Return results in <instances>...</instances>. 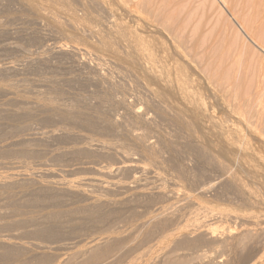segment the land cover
Masks as SVG:
<instances>
[{"label": "rangeland", "instance_id": "374dc122", "mask_svg": "<svg viewBox=\"0 0 264 264\" xmlns=\"http://www.w3.org/2000/svg\"><path fill=\"white\" fill-rule=\"evenodd\" d=\"M43 1L0 0V175L13 173L18 177L14 183L0 186V252L4 256L12 251L8 261H3L0 253V264H65L69 260L80 264L85 260V252L90 249L92 241L103 242L109 237L116 244L121 242L124 255L120 252L102 264H116L119 259L121 263L117 264H128L129 261L158 264L157 258L165 256L166 262L182 256L184 264H205L204 261L208 262L206 264L217 261L236 264L242 255L247 260L264 255V143L251 135L244 138L245 143H239L237 129L240 124L229 110V96L219 91V75H212L222 67L219 74L237 75L242 82L251 77L252 83L260 79L263 82L264 54L242 32L241 17L235 15L238 12L232 9L230 13L227 9L231 7L227 8L221 0H143L149 8H143V2V10L134 0ZM170 11V16L178 21L175 19L174 26H185L184 36L191 32L185 39L195 41V46L198 43V48L200 44L198 52L204 51L205 56L199 54L198 57H205V62L198 57L189 59L190 56L186 57L188 60L176 62L184 66L182 79L189 78L187 92L196 95L193 97L198 98L195 101H200V105L204 103L202 106L206 109L202 113L194 110L197 102L186 101L193 105H184L175 91L166 94L163 83L147 75L144 67L149 66V56L154 60L151 61L155 64H152L155 71L162 70L163 73L165 70L173 74L171 67L176 64L177 57L166 36V27L161 26ZM132 40L148 43V46L140 45L148 54L146 50L142 51L137 58L130 44ZM59 47L64 51L59 52ZM76 47L83 53H75ZM164 51L170 56L167 57ZM249 59H252L250 64ZM217 63H221L220 67L215 66ZM172 74L170 78H173ZM255 76L258 81L253 78ZM163 101L166 105L162 104ZM134 110L138 111L135 115ZM239 144L245 146L244 149ZM130 161L143 170L124 169L117 175V166L120 167V163L130 165ZM108 170L112 172L111 178L104 176ZM98 176L104 177L101 180L107 187L103 183L100 187L85 186V196L76 192L67 194L63 190L65 181V184L70 181L75 189L83 178ZM39 183L41 187H38ZM45 231L53 232L50 238L46 237ZM147 232H152L149 237H145ZM144 239L146 242H142ZM241 240H246L245 247ZM182 241L187 245H179ZM14 247L15 251L12 250ZM141 247L153 251V254H147ZM135 252L138 254L136 259Z\"/></svg>", "mask_w": 264, "mask_h": 264}, {"label": "bare ground", "instance_id": "6f19581e", "mask_svg": "<svg viewBox=\"0 0 264 264\" xmlns=\"http://www.w3.org/2000/svg\"><path fill=\"white\" fill-rule=\"evenodd\" d=\"M31 1H33V0H31ZM36 1V0H35ZM38 1V0H37ZM43 1V0H42ZM117 1H121V0H117ZM116 1V2H117ZM123 1V0H122ZM121 1V2H122ZM125 1V0H124ZM135 1V3H136V6H138V7H141V8H139V9H142V4H143V0H134ZM133 1V2H134ZM151 1V0H150ZM152 1H155V0H152ZM222 1V3H224V5L225 6H227V8H230V9H227L228 11H233L232 9H234V12L235 11H237L238 13L237 14H235L236 15V17H238V15H240V17L241 18H239V19H241V21H242V23H239V25L241 26L240 28H241V30H242V32L244 31V34L246 35V37H248L252 42H254L255 43V45L259 48V50H261V52L264 54V0H221ZM40 2V1H39ZM44 2V1H43ZM94 2V1H93ZM96 2V1H95ZM147 2H149V1H147ZM164 2V1H163ZM169 2V1H168ZM30 3H32V2H30ZM41 3V2H40ZM101 3V2H100ZM113 3V2H112ZM118 3V2H117ZM134 3V4H135ZM152 4H154L153 2H151ZM158 3V2H157ZM156 3V4H157ZM46 4V3H45ZM48 4V3H47ZM102 4V3H101ZM138 4V5H137ZM140 4H141V6H140ZM148 3H145L144 2V6H143V8L146 6H148L147 5ZM161 5H162V3H160ZM27 5V4H26ZM33 5V4H32ZM35 5V4H34ZM33 5V6H34ZM96 5V4H95ZM115 5V4H114ZM120 5H121V3H120ZM149 5H150V3H149ZM159 5V4H158ZM157 5V6H158ZM164 5V4H163ZM167 5H169V4H167ZM166 6V5H165ZM228 6H230V7H228ZM124 7H126V6H124ZM135 7V6H134ZM137 7V8H138ZM145 7V8H146ZM153 7V6H152ZM151 7V8H152ZM167 7V6H166ZM148 8V7H147ZM161 8V7H160ZM171 8V7H170ZM31 9V8H30ZM33 9V8H32ZM136 9V8H135ZM149 9V8H148ZM156 9V8H155ZM154 9V10H155ZM159 9V8H158ZM164 9V8H163ZM143 10V9H142ZM146 11H147V9H145ZM153 10V11H154ZM160 10V9H159ZM167 10V9H166ZM132 11H133V9H132ZM149 11V10H148ZM152 11V10H151ZM172 11V10H171ZM171 11H170V13L169 14H167L166 15V20H162V22H161V26H164L163 28H165L166 27V36L170 39V41H171V44L173 45V47H174V49L172 48V50H174V56H176L177 57V59H176V61H175V63L177 62V60L180 62V61H184V60H188L186 57H188V56H190V58L189 59H192L191 57H193V58H197L198 56H199V54H201L202 56H205V55H203L204 53V51L203 52H198V50L197 49H200V44H199V48L198 47H196V46H198L197 44H196V46H195V41L193 42H191V40L192 39H189L190 41H187L186 39H187V36L191 33V32H189L188 33V35L186 36H184L183 34V32H184V29L183 28H185V26L183 27V28H180L179 26H174V23H176V21H177V19L176 18H172L171 16H170V14H171ZM231 11H230V13H231ZM32 12H33V10H32ZM129 12V11H128ZM139 12V11H138ZM173 12H175V11H173ZM135 13H137V12H135ZM142 13V12H141ZM155 13V12H154ZM163 13V12H162ZM145 14V13H144ZM147 14H149L148 12H147ZM161 14V13H160ZM232 14H233V12H232ZM140 15V14H139ZM157 15V14H156ZM174 15H175V13L173 14V17H174ZM231 15V14H230ZM234 15V14H233ZM235 15H234V17H235ZM170 16V17H169ZM140 17V16H139ZM143 17H144V15H143ZM154 17H156L155 15H154ZM158 17V16H157ZM233 17V16H232ZM163 18V17H162ZM179 18V17H178ZM152 19H154V18H152ZM175 19H176V21H175ZM237 20H239L238 18H236ZM52 20H54V19H52ZM156 20V19H155ZM179 20V19H178ZM56 21V20H55ZM149 21H150V19H149ZM180 21V20H179ZM153 22V21H152ZM155 22V21H154ZM157 22V21H156ZM178 22V21H177ZM182 22V21H181ZM184 22V21H183ZM136 24V23H135ZM151 24V23H150ZM242 24H243V26H242ZM118 25V24H117ZM173 25V26H172ZM181 25V24H180ZM60 27V26H59ZM122 27V26H121ZM131 27V26H130ZM137 27V26H136ZM155 27V26H154ZM73 28H75V27H73ZM112 28V27H111ZM120 28V27H119ZM159 28H160V25H159ZM162 28V27H161ZM121 29H123V28H121ZM125 29V28H124ZM186 29V28H185ZM81 30V29H80ZM112 30V29H111ZM114 30V29H113ZM134 30V29H133ZM162 30V29H161ZM90 32H91V30H89ZM121 31V30H120ZM122 31H124V30H122ZM163 31V30H162ZM183 31V32H182ZM194 31V30H193ZM119 32V31H118ZM128 32H129V30H128ZM195 32V31H194ZM74 33V32H73ZM82 33V32H81ZM91 33H94L93 31L91 32ZM112 33V32H111ZM123 33V32H122ZM94 34H96V33H94ZM121 33H119L118 35H120ZM130 34V33H129ZM184 36H182V35ZM192 34H195V33H193L192 32ZM99 35V34H98ZM115 35V34H114ZM122 35H124V33L122 34ZM128 35V34H127ZM137 35V34H136ZM129 36V35H128ZM127 36V37H128ZM135 36V35H134ZM190 36V35H189ZM113 37H115V36H113ZM127 37H126V40H127ZM129 37H131V36H129ZM133 37V36H132ZM185 37H186V39H185ZM146 38V37H145ZM191 38V37H190ZM102 39H104V38H102ZM121 39V38H120ZM132 39H134V38H132ZM137 39V38H136ZM138 39H140V38H138ZM142 39V38H141ZM153 39H155V38H153ZM153 39H151V40H153ZM31 40V39H30ZM105 40V39H104ZM116 40V39H115ZM143 40V39H142ZM141 40V41H142ZM145 40V39H144ZM142 41V42H144L145 43V41ZM150 40V39H149ZM109 41H111V40H109ZM122 41V40H121ZM130 41V40H129ZM140 40H138V41H133L132 40V42L133 43H130V44H132V47L134 48V54H135V56L137 57L140 53H142V51H143V53H144V51L146 50L145 48H144V50H142L141 49V47L143 46V44L144 43H140L139 42ZM113 42V41H112ZM150 42V41H149ZM196 42H197V40H196ZM200 42V41H199ZM232 42V41H231ZM101 43V42H100ZM106 43H108V42H106ZM129 43V42H128ZM147 43V42H146ZM155 43V42H154ZM159 43V42H158ZM190 43V46H188V44ZM202 43V42H201ZM102 44H104V43H102ZM114 44V43H113ZM170 44V43H169ZM204 44V43H203ZM107 45V44H106ZM109 45V44H108ZM129 45V44H128ZM140 45H141V47H140ZM148 46V43L147 44H144V46ZM150 45V44H149ZM102 46V45H101ZM105 46V45H104ZM103 47V46H102ZM108 47V46H107ZM106 47V48H107ZM140 47V48H139ZM204 47V46H203ZM109 48H110V45H109ZM157 48V47H156ZM171 48V47H170ZM75 49V48H74ZM81 49V48H80ZM132 49V48H131ZM53 50V49H52ZM72 50V49H71ZM105 50V49H104ZM108 50V49H107ZM111 50V49H110ZM150 50V49H149ZM58 51L59 52H62V51H64L61 47H59L58 48ZM73 51V50H72ZM71 51V52H72ZM81 50H79L77 47H76V51H75V53H78V54H82L83 52H80ZM130 51V50H129ZM152 51V50H151ZM167 51H168V49H167ZM167 51L165 52L166 54H167V57L168 56H170V55H168V53H167ZM229 51V50H228ZM48 52V51H47ZM55 52V51H54ZM145 52H147V54H148V51L146 50ZM159 52V51H158ZM213 52V51H212ZM247 52V51H246ZM112 53H114V50H113V52ZM130 53V52H129ZM128 53V54H129ZM170 53V52H169ZM222 53H223V51H222ZM237 53H241V52H237ZM243 53V52H242ZM253 53V52H252ZM59 54V53H58ZM151 54V53H150ZM228 54V53H227ZM226 54V55H227ZM234 54V53H233ZM232 54V55H233ZM127 55V54H126ZM130 55H131V53H130ZM152 55H154V54H151V56ZM200 55V57H198L199 58V60L201 61V62H205V57H202ZM231 55V56H232ZM239 55V54H238ZM241 55V54H240ZM72 56V55H71ZM74 56V55H73ZM72 56V57H73ZM124 56V55H123ZM128 56V55H127ZM134 56V57H135ZM146 56H148V55H146ZM171 56H173V55H171ZM209 56V55H208ZM229 56V55H228ZM234 56H237V54L236 55H234ZM258 56V55H257ZM40 57V56H39ZM47 57V56H46ZM142 57V56H141ZM140 57V58H141ZM154 57V56H153ZM166 57V59H168ZM233 57V56H232ZM240 57V56H239ZM247 57V56H246ZM250 57H253V56H250ZM261 57V56H260ZM260 57H258V58H260ZM129 58V57H128ZM132 59H133V56L131 57ZM137 58H139V57H137ZM145 58V57H144ZM144 58L142 57V59L144 60ZM160 58V57H159ZM162 58V57H161ZM208 58V57H207ZM207 58H206V60H207ZM214 58H215V55H214ZM244 58V57H243ZM130 59V58H129ZM147 59L149 60V61H151L152 60V58L150 59L149 58V56L147 57ZM146 58H145V60H147ZM229 60H230V58H228ZM239 59V58H238ZM261 59V58H260ZM259 59V60H260ZM37 60V59H36ZM139 60V59H138ZM147 60V62H148V65L149 66H144L145 67V70H146V73H147V75L149 74L153 79H155L156 81H159L160 83H163L162 85L164 86L163 87V89L165 88L166 89V94L168 93V91L169 92H171V90L174 92L175 91V93L178 95L177 97H179V98H181L180 100L182 101H184V105H190L191 103H189V102H194L195 101V98L196 97H193V96H196V95H193V96H191L190 95V93L189 92H187V90H188V84H187V79H189V78H187L186 77V79H182V75L184 74V73H182L184 70H183V68L182 67H184V66H180L179 64H173V67H171V70H172V68H173V74L170 72V74H172V75H174V76H172L173 78H170L171 77V75L168 73L169 71H165V70H163V73H161L162 72V70H161V72L160 71H158L160 74H157L158 72L157 71H155L156 69H155V67H154V69H153V65H155V64H153L152 63V61L154 62V60H152L150 63L151 64H149V61ZM175 59H173V61H174ZM209 60H210V58H209ZM208 60V61H209ZM221 60V59H220ZM245 60V59H244ZM252 59H249L248 60V62H249V64H250V61H251ZM255 60V59H254ZM258 60V61H259ZM33 61V60H32ZM142 61V60H141ZM171 61V60H170ZM208 61H206L207 63H208ZM211 61H212V58H211ZM26 62V61H25ZM160 62V61H159ZM193 62V61H192ZM199 62V61H198ZM197 62V63H198ZM225 62V61H224ZM239 62V61H238ZM242 62V61H241ZM240 62V63H241ZM244 62V61H243ZM257 62V61H256ZM264 62V61H263ZM22 63V62H21ZM32 63V62H31ZM42 63V62H41ZM130 63V62H129ZM165 63V62H164ZM182 63V62H181ZM180 63V64H181ZM186 63V62H185ZM206 63V64H207ZM236 63V62H235ZM255 63V62H254ZM153 64V65H152ZM163 64V63H162ZM169 64V63H168ZM199 64H201V63H199ZM218 64V63H217ZM221 63H219L218 65H215V66H219ZM237 64V63H236ZM246 64V67H247V63H245ZM244 64V65H245ZM258 64V63H257ZM261 64V63H260ZM33 65V64H32ZM38 65V64H37ZM84 65H85V63H84ZM102 65V64H101ZM160 65H161V63H160ZM165 65V64H164ZM171 65V64H170ZM231 65V64H230ZM9 66V65H8ZM40 66V65H39ZM86 66V65H85ZM84 66V67H85ZM133 66V65H132ZM138 67H139V65H137ZM169 66V65H168ZM167 66V67H168ZM196 66H198V65H196ZM208 66H210V65H208ZM207 66V68L209 69L210 67H208ZM226 66H227V63H226ZM229 66V65H228ZM232 66V65H231ZM231 66H230V68H231ZM242 66H243V64H242ZM252 66V65H251ZM82 67V66H81ZM134 67V66H133ZM133 67H131V68H133ZM163 67V66H162ZM205 67H206V65H205ZM220 67V66H219ZM233 67V66H232ZM235 67V66H234ZM239 67V66H238ZM237 67V68H238ZM257 67V66H256ZM7 68V67H6ZM135 68V67H134ZM133 68V69H134ZM141 68H142V66H141ZM164 68V67H163ZM203 68V67H202ZM213 68V67H212ZM222 68V67H221ZM221 68H220V70H221ZM227 68V67H226ZM249 68H251L250 66H249ZM254 68V67H253ZM2 69H4V68H2ZM137 69V68H136ZM187 69V68H186ZM216 69H218V68H216ZM233 69V68H232ZM236 69V68H235ZM257 69V68H256ZM260 69V68H259ZM139 70V69H138ZM143 70H144V68H143ZM153 70L155 71L154 73L155 74H152L153 73ZM158 70V69H157ZM168 70H170V68H168ZM205 70V69H204ZM204 70H203V72H204ZM211 70V69H210ZM220 70H217L218 72L216 73V71H213V73H216V74H213L212 73V75H214V76H216L217 74L219 75L218 77V88H219V91L221 92H223V93H225V94H227L228 96H229V99H230V101L229 102H231L230 103V105H231V108L229 107V105H228V107L230 108L229 110H231L232 111V113H233V115H234V117L237 119V121H238V123L240 124L239 126H240V128L239 129H237V138H238V141H239V143H245L244 141V138H247L248 139V135L250 136H252L253 137V139L254 138H258L257 140H259L260 142H262V143H264V79H263V82H261V79H260V81H258V77L256 78V76H258V75H260V73L258 74V75H256L255 77H253L254 79L256 78L257 79V81L258 82H255V83H252L251 81H252V77H251V79L250 78H248L247 80H250L249 81V83H248V81L246 80V82H242V79L240 80V78L239 77H237V75L236 76H233V77H228V75H226V74H222V72H221V74H219L220 72ZM225 70V69H224ZM228 71L227 72H229L230 70H229V68L227 69ZM237 70V69H236ZM240 70V69H239ZM243 70V69H242ZM189 71V70H188ZM187 71V72H188ZM198 71V70H197ZM206 71H207V69H206ZM221 71H223V70H221ZM235 71V70H234ZM251 70H249V72H250ZM253 71V70H252ZM111 72V71H110ZM145 72V71H144ZM166 74H165V73ZM226 72V73H227ZM237 71H235V73H236ZM239 72V71H238ZM257 72V71H256ZM255 72V73H256ZM264 72V71H263ZM262 72V77H263V75H264V73ZM186 73V72H185ZM200 73H202V71H200ZM208 73H210V72H208ZM253 73V72H252ZM140 74V73H139ZM157 74V75H156ZM207 74V73H206ZM205 74V75H206ZM211 74V73H210ZM240 74V73H239ZM246 74H247V70H246ZM199 75V74H198ZM204 75V76H205ZM241 75V74H240ZM101 76V75H100ZM207 76V75H206ZM210 76V75H209ZM214 76H212V77H214ZM184 78H185V76H183ZM208 77V76H207ZM211 77V78H212ZM260 78H261V76H259ZM194 78V77H193ZM216 78V77H215ZM191 79V78H190ZM43 80V79H42ZM131 80V79H130ZM207 80H208V78H207ZM207 80H205V81H207ZM243 80H244V78H243ZM112 81V80H111ZM198 81H200V80H198ZM245 81V80H244ZM256 81V80H255ZM43 82V81H42ZM113 82V81H112ZM213 82V81H212ZM119 83V82H118ZM193 83V82H192ZM192 83H191V85H192ZM244 83H246V84H244ZM101 85V84H100ZM113 85V84H112ZM121 85V84H120ZM47 86V85H46ZM51 86V85H50ZM160 86V85H159ZM197 86V85H196ZM199 86V85H198ZM49 87V86H48ZM120 87V86H119ZM192 87V86H191ZM1 88V87H0ZM128 88V87H127ZM153 88V87H152ZM194 88V87H193ZM212 88V87H211ZM4 89V88H3ZM58 89V88H57ZM162 89V90H163ZM7 90H9V89H7ZM108 90H110L109 88H108ZM159 90V89H158ZM56 91V90H55ZM192 91V90H191ZM7 92V91H6ZM51 92H52V90H51ZM107 92V91H106ZM105 92V93H106ZM145 92V91H144ZM172 92V93H173ZM194 92V91H193ZM196 92V91H195ZM157 93H158V91H157ZM156 93V94H157ZM161 93V92H160ZM100 94V93H99ZM144 94V93H143ZM162 94H163V92H162ZM166 94H164V95H166ZM174 94V93H173ZM175 94V95H176ZM218 94V93H217ZM222 94V93H221ZM163 95V96H164ZM224 95V94H223ZM226 95V96H227ZM23 96V95H22ZM102 96V95H101ZM107 96V95H106ZM150 96H152V95H150ZM158 96V95H157ZM225 96V97H226ZM10 97V96H9ZM221 97V96H220ZM223 97V96H222ZM53 98V97H52ZM55 98V97H54ZM99 98V97H98ZM159 98H161V97H159ZM194 98V99H193ZM19 99V98H18ZM17 99V100H18ZM34 99V98H33ZM100 99V98H99ZM103 99V98H102ZM164 99V98H163ZM168 99V98H167ZM197 100H198V98H196ZM227 99H228V97H227ZM228 99V100H229ZM16 100V101H17ZM20 100V99H19ZM22 100V99H21ZM28 100V99H27ZM158 100V99H157ZM156 100V101H157ZM159 100H161V99H159ZM195 101V102H197V103H199V104H197L196 103V105H197V109H194V110H196V112H199L200 111V113H202V112H204V110L206 109V108H204L202 105L204 104H202V105H200L201 104V102L199 101ZM24 101V100H23ZM31 101V100H30ZM169 101V100H168ZM182 101V102H183ZM186 101H189V102H186ZM204 101V100H203ZM202 101V102H203ZM222 101V100H221ZM13 102V101H12ZM185 102L186 103H188V104H185ZM226 102V101H225ZM228 102V101H227ZM35 103V102H34ZM39 103V102H38ZM100 103V102H99ZM161 103V102H160ZM58 104V103H57ZM149 104V103H148ZM159 104V103H158ZM162 104H164V101L162 102ZM229 104V103H228ZM23 105V104H22ZM34 105H36V104H34ZM164 105H166V103L164 104ZM176 105V104H175ZM193 104H191V106H192ZM116 106V105H115ZM160 106V105H159ZM174 106V105H173ZM194 106H195V104H194ZM51 107V106H50ZM154 107V106H153ZM169 107H171V106H169ZM205 107H206V105H205ZM125 108V107H124ZM129 108V107H128ZM152 108V107H151ZM55 109V108H54ZM69 109V108H68ZM78 109V108H77ZM14 110V109H13ZM40 110V109H39ZM38 110V111H39ZM162 110H163V108H162ZM164 110H167V109H164ZM170 110V109H169ZM173 110V109H172ZM197 110H199V111H197ZM41 111V110H40ZM66 111V110H65ZM75 111V110H74ZM110 111V110H109ZM180 111H182V110H180ZM184 111V110H183ZM230 111V112H231ZM28 112V111H27ZM37 112V111H36ZM93 112H95V111H93ZM165 112V111H164ZM30 113V112H29ZM33 113V112H32ZM54 113V112H53ZM59 113V112H58ZM96 113V112H95ZM104 113V112H103ZM102 113V114H103ZM133 113H134V115L135 114H137L138 113V111L137 110H134L133 111ZM162 113V112H161ZM183 113V112H182ZM205 113H207V112H205ZM205 113H203V114H205ZM22 114V113H21ZM93 114V113H92ZM176 114V113H175ZM106 115V114H105ZM179 115V114H178ZM202 115V114H201ZM12 116H14V115H12ZM19 116V115H18ZM101 116V115H100ZM100 116H98V117H100ZM130 116V115H129ZM164 116V115H163ZM180 116V115H179ZM204 116V115H203ZM209 116V115H208ZM230 116V115H229ZM2 117V116H1ZM136 117V116H135ZM211 117V116H210ZM209 117V118H210ZM64 118V117H63ZM80 118V117H79ZM78 118V119H79ZM100 118H102V117H100ZM99 118V120H101ZM164 118V117H163ZM176 118V117H175ZM183 118V117H182ZM206 118V117H205ZM232 118V117H231ZM85 119V118H84ZM160 119V118H159ZM165 119H166V117H165ZM48 120V119H47ZM88 120V119H87ZM94 120V119H93ZM98 120V121H99ZM178 120H179V118H178ZM17 121V120H16ZM70 121V120H69ZM95 121V120H94ZM181 121V120H180ZM225 121V120H224ZM153 122V121H152ZM179 122V121H178ZM177 122V123H178ZM186 122H188V121H186ZM235 122V121H234ZM1 123V122H0ZM113 123V122H112ZM151 123V122H150ZM189 123V122H188ZM210 123H212V122H210ZM78 124V123H77ZM79 124H80V122H79ZM85 124V123H84ZM105 124V123H104ZM153 124V123H152ZM187 124V123H186ZM185 124V125H186ZM215 124V123H214ZM230 124V123H229ZM90 125V124H89ZM135 125V124H134ZM133 125V126H134ZM144 125V124H143ZM142 125V126H143ZM180 125V124H179ZM236 125V124H235ZM86 126V125H85ZM126 126V125H125ZM187 127H188V125H186ZM192 126V125H191ZM215 126V125H214ZM216 126H218V125H216ZM167 127V126H166ZM175 126H173V128H174ZM219 127V126H218ZM217 127V128H218ZM234 127V126H233ZM97 128V127H96ZM105 128V127H104ZM226 128H228V127H226ZM2 129V128H1ZM93 129V128H92ZM99 129V128H98ZM189 129H192V128H189ZM220 129V128H219ZM224 129V128H223ZM231 129V128H230ZM107 130V129H106ZM110 130V129H109ZM7 131V130H6ZM5 131V132H6ZM102 131V130H101ZM105 131V130H104ZM108 131V130H107ZM111 131V130H110ZM175 131V130H174ZM233 131V130H232ZM53 133V132H52ZM192 133H193V131H192ZM129 134V133H128ZM221 134V133H220ZM235 134H236V130H235ZM228 135V134H227ZM138 136V135H137ZM140 136H141V134H140ZM188 136V135H187ZM236 136V135H235ZM250 136V137H251ZM38 137V136H37ZM123 137V136H122ZM129 137V136H128ZM223 137V136H222ZM232 137H234V135H232ZM140 138V137H139ZM196 138V137H195ZM228 138V137H227ZM242 138V139H241ZM10 139V138H9ZM19 139V138H18ZM161 139V138H160ZM188 139H190V138H188ZM115 140V139H114ZM140 140V139H139ZM186 140V139H185ZM197 140V139H196ZM244 140V141H243ZM136 141V140H135ZM232 141V140H231ZM235 141V140H234ZM247 141V140H246ZM255 141H256V139H255ZM259 141H258V143H259ZM165 142V141H164ZM189 142V141H188ZM187 142V143H188ZM195 142V141H194ZM253 142V141H252ZM10 143V142H9ZM99 143V142H98ZM144 143V142H143ZM228 143H230V142H228ZM235 143V142H234ZM255 143V142H254ZM1 144V143H0ZM142 144V143H141ZM167 144V143H166ZM169 144V143H168ZM196 144V143H195ZM232 144V143H231ZM237 144H238V142H237ZM241 144H239V147L241 146ZM261 144V143H260ZM105 145V144H104ZM107 145V144H106ZM236 145V144H235ZM246 145V144H245ZM102 146V145H101ZM148 146V145H147ZM192 146V145H191ZM194 146V145H193ZM230 146V145H229ZM247 146V145H246ZM168 147H170V146H168ZM201 147V146H200ZM241 147H243V149H244V147L245 146H241ZM251 147H252V145H251ZM250 147V148H251ZM137 148V147H136ZM145 148V147H144ZM238 148V147H237ZM1 149H2V147H1ZM99 149V148H98ZM148 149V148H147ZM204 149V148H203ZM236 149V148H235ZM243 149H241V150H243ZM249 149V148H248ZM254 148H252V150H253ZM264 149V148H263ZM262 149V150H263ZM106 150H107V148H106ZM218 150V149H217ZM238 150H240V149H238ZM240 150V151H241ZM247 150V149H246ZM257 150V149H256ZM76 151V150H75ZM204 151V150H203ZM255 151V150H254ZM7 152H8V150H7ZM69 152V151H68ZM242 152V151H241ZM255 152H257V151H255ZM259 152L260 151H258V154H259ZM262 152H264V151H262ZM98 153H100V152H98ZM144 153H146L145 151H144ZM17 154V153H16ZM59 154V153H58ZM65 154V153H64ZM67 154V153H66ZM95 154V153H94ZM34 155V154H33ZM46 155V154H45ZM78 155V154H77ZM87 155H89V154H87ZM97 155V154H96ZM107 155V154H106ZM57 156V155H56ZM67 156V155H66ZM119 156V155H118ZM124 156V155H123ZM205 156V155H204ZM21 157V156H20ZM117 157V156H116ZM196 157V156H195ZM40 158V157H39ZM54 158V157H53ZM250 158V157H249ZM258 158V157H257ZM261 158V157H260ZM52 159V158H51ZM57 159V158H56ZM263 159V158H262ZM64 160V159H63ZM121 162V161H120ZM131 162V161H130ZM125 164V163H124ZM45 165V164H44ZM120 165V167L119 166H117L118 168L116 169V168H114V170L116 169V172H118V171H121V172H123L124 171V169L125 170H129V171H132V170H136V171H142L141 170V168H139V167H135L134 165H132V162H131V164L129 165V164H127V165H121V163L119 164ZM218 165V164H217ZM134 166V167H133ZM103 169V168H102ZM97 170V169H96ZM144 170H145V168H144ZM249 170V169H248ZM101 171V170H100ZM258 171V170H257ZM261 171V170H260ZM263 171V170H262ZM40 172V171H39ZM46 172H48V171H46ZM45 172V173H46ZM103 172V171H102ZM115 172V173H116ZM9 173V172H8ZM12 173V172H11ZM105 173V174H104ZM104 173H102V174H104V176L105 177H110L111 178V175H112V172L111 171H106V172H104ZM114 173V172H113ZM28 174V173H27ZM98 174H100V173H98ZM98 174H96V175H98ZM102 174H101V176H102ZM117 174V173H116ZM264 174V173H263ZM19 175V174H18ZM21 175V174H20ZM40 175V174H39ZM117 175H119V172H118V174ZM121 175V174H120ZM225 175V174H224ZM29 176V175H28ZM35 176V175H34ZM100 176V177H101ZM113 176V175H112ZM15 177H17L15 174H2V175H0V186H7V185H9V184H12V183H14V180H15ZM24 177H25V175H24ZM99 177V176H98ZM94 178V177H91V178H86V180H83L82 179V181H80L79 183H78V185H77V187L75 186V189H73L72 187H71V185H70V181H69V184L67 183V184H65V182H64V184H63V190L65 191V192H67V194L68 193H73V195H74V192H76V193H78L79 195L80 194H84V196H85V193H84V189L86 188L85 186H89V187H100V185H102V180L101 179H104V177H102V178ZM118 177V176H117ZM263 177V176H262ZM18 178V177H17ZM17 178H16V180H17ZM264 178V177H263ZM28 179V178H27ZM235 179V178H234ZM24 180V179H23ZM33 180V179H32ZM31 180V181H32ZM105 180H106V178H105ZM104 180V181H105ZM113 180H114V178H113ZM118 180V179H117ZM258 180V179H257ZM107 181V180H106ZM232 181H233V179H232ZM237 181V180H236ZM16 182V181H15ZM35 182V181H34ZM34 182H33V184H34ZM41 182H42V180H41ZM73 182V181H72ZM76 182V181H75ZM110 182V181H109ZM108 182V183H109ZM134 182V181H133ZM235 182V181H234ZM51 183V182H50ZM57 183V182H56ZM107 183V182H106ZM118 183V182H117ZM19 184V183H18ZM55 184V183H54ZM61 184V183H60ZM113 184V183H112ZM124 183H121V185H123ZM137 184V183H136ZM29 185V184H28ZM39 186L38 187H41L40 186V183L38 184ZM49 185V184H48ZM59 185V184H58ZM70 185V186H69ZM103 185H104V183H103ZM114 185V184H113ZM113 185H112V187H113ZM117 185V184H116ZM120 185V184H119ZM118 185V186H119ZM242 185V184H241ZM24 186V185H23ZM26 186V185H25ZM104 186H106V185H104ZM126 186H127V184H126ZM208 186V185H207ZM228 186V185H227ZM239 186V185H238ZM43 187V186H42ZM45 187V186H44ZM57 187V186H56ZM83 187H84V189H83ZM92 187V188H93ZM103 187V186H102ZM107 187V186H106ZM115 187V186H114ZM117 187V186H116ZM124 187V186H123ZM241 187V186H240ZM2 188V187H1ZM3 188H5V187H3ZM50 188H51V186H50ZM118 188V187H117ZM120 188V187H119ZM122 188V187H121ZM235 188V187H234ZM244 188V187H243ZM242 188V189H243ZM38 189V188H37ZM42 189V188H41ZM44 189V188H43ZM45 189H46V187H45ZM62 189V188H61ZM104 189H105V187H104ZM110 189V188H109ZM33 190H34V188H33ZM56 190V189H55ZM60 190V189H59ZM122 190V189H121ZM130 189H128V191H129ZM36 191V190H35ZM44 191V190H43ZM47 192H48V190H46ZM58 191V190H57ZM64 191H62V192H64ZM92 191V190H91ZM118 191V190H117ZM120 191V190H119ZM199 191V190H198ZM39 192V191H38ZM61 192V191H60ZM104 192V191H103ZM49 193V192H48ZM56 193V192H55ZM202 193V192H201ZM240 193V192H239ZM44 194V193H43ZM107 194H108V192H107ZM52 195H53V193H52ZM62 195V194H61ZM91 195V194H90ZM158 195V194H157ZM250 195V194H249ZM252 195V194H251ZM63 196V195H62ZM70 196V195H69ZM243 196V195H242ZM41 197V196H40ZM44 197H45V195H44ZM159 197V196H158ZM162 197V196H161ZM29 198V197H28ZM28 198H26V199H28ZM74 198H75V196H74ZM21 199V198H20ZM46 199V198H45ZM71 199V198H70ZM121 199H123V198H121ZM9 200V199H8ZM48 200V199H47ZM76 200V199H75ZM87 200V199H86ZM85 200V201H86ZM99 200V199H98ZM125 200V199H124ZM30 201V200H29ZM34 201V200H33ZM59 201V200H58ZM106 201V200H105ZM113 201V200H112ZM117 201V200H116ZM41 202V201H40ZM122 202V201H121ZM126 202V201H125ZM147 202H148V200H147ZM6 203V202H5ZM35 203V202H34ZM108 203V202H107ZM114 203V202H113ZM113 203H111L112 205H113ZM90 204V203H89ZM94 204V203H93ZM92 204V205H93ZM123 204V203H122ZM125 204V203H124ZM56 205V204H55ZM87 205V204H86ZM98 205V204H97ZM101 205V204H100ZM99 205V206H100ZM111 205V206H112ZM197 205V204H196ZM196 205H195V207H196ZM11 206V205H10ZM88 206V205H87ZM86 206V207H87ZM98 206V207H99ZM107 206V205H106ZM117 206V205H116ZM149 206V205H148ZM59 207V206H58ZM61 207V206H60ZM59 207V208H60ZM92 207V206H91ZM108 207V206H107ZM38 208V207H37ZM47 208V207H46ZM59 208L58 209H56L57 211L59 210ZM69 208V207H68ZM201 208V207H200ZM53 209H55V208H53ZM72 209V208H71ZM98 209V208H97ZM104 209V208H103ZM108 209V208H107ZM113 209V208H112ZM111 209V210H112ZM120 209V208H119ZM124 209V208H123ZM3 210V209H2ZM27 210V209H26ZM51 210V209H50ZM77 210V209H76ZM75 210V211H76ZM81 210V209H80ZM113 210H115V209H113ZM121 210V209H120ZM9 211V210H8ZM38 211V210H37ZM36 211V212H37ZM46 211V210H45ZM57 211L55 212V213H57ZM71 211V210H70ZM90 211V210H89ZM198 211V210H197ZM21 212V211H20ZM25 212V211H24ZM34 212V211H33ZM106 212V211H105ZM109 212V211H108ZM22 213V212H21ZM26 213H28V212H26ZM51 213V212H50ZM54 213V212H53ZM18 214V213H17ZM34 214V213H33ZM44 214V213H43ZM59 214V213H58ZM62 214V213H61ZM65 215H66V212L64 213ZM71 214V213H70ZM79 214V213H78ZM23 215V214H22ZM41 215V214H40ZM67 215H69V214H67ZM76 215V214H75ZM101 215V214H100ZM158 215V214H157ZM15 216V215H14ZM26 216V215H25ZM37 216H38V214H37ZM47 216V215H46ZM54 216H56V215H54ZM77 216V215H76ZM82 216V215H81ZM80 216V217H81ZM92 216V215H91ZM101 216H103V214L101 215ZM105 216V215H104ZM107 216H109V215H107ZM39 217V216H38ZM58 217V216H57ZM87 217V216H86ZM86 217H84V219H86ZM99 217V216H98ZM153 217V216H152ZM16 218V217H15ZM44 218V217H43ZM54 218V217H53ZM93 218V217H92ZM96 218V217H95ZM106 218V217H105ZM166 218V217H165ZM243 218V217H242ZM24 219V218H23ZM48 219H49V217H48ZM60 219V218H59ZM66 219V218H65ZM71 219V218H70ZM161 219V218H160ZM167 219V218H166ZM20 220V219H19ZM25 220V219H24ZM27 220V219H26ZM28 220H29V217H28ZM34 220V219H33ZM37 220V219H36ZM83 220V219H82ZM92 220V219H91ZM30 221H32V220H30ZM29 221V222H30ZM42 221V220H41ZM65 221V220H64ZM77 221V220H76ZM81 221V220H80ZM88 221V220H87ZM96 221V220H95ZM107 221V220H106ZM17 222V221H16ZM43 222V221H42ZM69 222V221H68ZM74 222V221H73ZM84 222V221H83ZM109 222V221H108ZM145 222V221H144ZM143 222V223H144ZM149 222V221H148ZM147 222V223H148ZM154 222V221H153ZM174 222V221H173ZM19 223V222H18ZM21 223V222H20ZM38 223H40V222H38ZM46 223V222H45ZM51 223V222H50ZM167 223V222H166ZM191 223V222H190ZM23 224V223H22ZM30 224V223H29ZM64 224V223H63ZM98 224V223H97ZM145 224V223H144ZM150 225L152 224V223H149ZM149 224H146V225H149ZM155 224V223H154ZM54 225V224H53ZM62 225V224H61ZM153 225V224H152ZM151 225V226H152ZM170 225V224H169ZM168 225V226H169ZM193 225V224H192ZM40 226V225H39ZM48 226V225H47ZM60 226V225H59ZM162 226V225H161ZM186 226V225H185ZM8 227V226H7ZM43 227V226H42ZM53 226H51V228H52ZM154 227V226H153ZM193 227V226H192ZM1 228V227H0ZM31 228V227H30ZM34 228V227H33ZM36 228H38L39 229V227H37L36 226ZM48 228V227H47ZM54 228H55V226H54ZM64 228V227H63ZM145 228V227H144ZM175 228V227H174ZM2 229H3V227H2ZM56 229V228H55ZM28 230V229H27ZM49 230H51V229H49ZM139 230V229H138ZM147 230V229H146ZM149 230V229H148ZM186 230V229H185ZM34 231V230H33ZM39 231H40V229H39ZM59 231V230H58ZM57 231V232H58ZM150 231V230H149ZM194 231V230H193ZM2 232V231H1ZM37 232V231H36ZM158 232V231H157ZM174 232V231H173ZM173 232H172V234H173ZM247 232V231H246ZM33 233H35V232H33ZM45 233V235H46V237H48V238H50V236L52 235L51 233H53V232H51L50 231V233H49V231H45L44 232ZM112 233V232H111ZM151 233L152 232H147L146 234H145V237H149V235H151ZM21 234V233H20ZM25 234V233H24ZM154 234V233H153ZM179 234V233H178ZM181 234V233H180ZM183 234V233H182ZM207 234H208V232H207ZM210 234V233H209ZM13 235V234H12ZM27 235V234H26ZM43 235V234H42ZM56 235V234H55ZM111 235V234H110ZM159 235V234H158ZM163 235V234H162ZM168 235H170L169 234V232H168ZM240 235V234H239ZM40 236V235H39ZM44 236V235H43ZM61 236V235H60ZM174 236V235H173ZM179 236V235H178ZM237 236V235H236ZM42 237V236H41ZM45 237V236H44ZM52 237H54V236H52ZM107 237V236H106ZM172 237V236H171ZM182 237H184V236H182ZM211 237H213V236H211ZM232 237V236H231ZM245 237V236H244ZM47 238V239H48ZM112 238V237H111ZM141 238H143V237H141ZM160 238V237H159ZM164 238V237H163ZM176 238V237H175ZM188 237H186V239H187ZM230 238V237H229ZM246 238V237H245ZM99 239V238H98ZM114 239V238H113ZM145 239H147V238H145ZM142 240V242H146V240ZM164 239H166V238H164ZM242 239V238H241ZM249 239V238H248ZM4 240V239H3ZM49 240V239H48ZM131 240V239H130ZM159 240V239H158ZM176 240V239H175ZM209 240V239H208ZM213 240V239H212ZM244 240V239H243ZM16 241V240H15ZM97 241V240H96ZM94 242V241H92L93 242V244L91 243V246L90 247H88V248H90V249H88V250H86V252H85V256H86V258H85V260L83 261V262H81L80 264H102V263H104V261H106L107 259H110V258H114V257H112V256H115L116 254L118 255V253L119 254H121V253H123V255H124V252H123V248H121V242H119L118 241V243L119 244H116L117 242H114V240H111L110 239V237L109 238H105L104 240H103V242L101 241V239H100V241L101 242ZM189 241V240H188ZM194 241V240H193ZM196 241H198V240H196ZM242 241V240H241ZM91 242V241H90ZM201 242V241H200ZM246 240L243 242L242 241V246H244L245 247V245H246ZM253 242V241H252ZM257 242V241H256ZM183 243H185V242H180L179 243V245H182ZM194 243L195 244H198V242H195L194 241ZM245 243V244H244ZM247 243H249V241L247 240ZM258 243V242H257ZM9 244V243H8ZM46 244V243H45ZM158 244V243H157ZM191 244V243H190ZM201 244V243H200ZM217 244V243H216ZM240 244V243H239ZM260 244V243H259ZM4 245V244H3ZM6 245V244H5ZM10 245V244H9ZM8 245V246H9ZM88 245H90V244H88ZM143 245H144V243H143ZM159 245V244H158ZM169 245H170V243H169ZM185 245H187L186 243H185ZM189 245V244H188ZM193 245V244H192ZM16 246H17V244H16ZM20 246V245H19ZM134 246V245H133ZM137 246V245H136ZM140 246V245H139ZM142 246V245H141ZM145 246L147 247V245L145 244ZM144 246V247H145ZM165 246V245H164ZM198 246V245H197ZM212 246V245H211ZM3 247H5V246H3ZM2 247V248H3ZM42 247V246H41ZM124 247V246H123ZM167 247V246H166ZM243 247V248H244ZM22 248V247H21ZM24 248V247H23ZM28 248V247H27ZM38 248H40V247H38ZM134 248V247H133ZM136 248V247H135ZM169 248V247H168ZM178 248V247H177ZM195 248V247H194ZM238 248V247H237ZM252 248V247H251ZM1 249V248H0ZM5 249H9L8 247H5ZM15 249V247L12 249L13 251H15L14 250ZM41 249V248H40ZM86 249V248H85ZM129 249V248H128ZM141 249H142V247H141ZM146 249L147 248H144V249H142V251H146ZM152 249V248H151ZM257 249V248H256ZM4 250V249H3ZM18 250V249H17ZM45 250V249H44ZM120 250H122V251H120ZM133 250V249H132ZM132 250L130 251V254H131V252H132ZM164 250V249H163ZM191 250V249H190ZM198 250V249H197ZM196 250V251H197ZM221 250V249H220ZM254 250V249H253ZM5 251H7V250H5ZM4 251V253H6ZM9 251V250H8ZM30 251V250H29ZM32 251V250H31ZM39 251H41V250H39ZM134 251V250H133ZM149 251H150V249H149ZM183 251V250H182ZM243 251V250H242ZM10 252H12V251H10ZM10 252L8 253L7 252V255L6 254H4V256H2V252H0L1 253V256H2V260L3 261H5V260H7L12 254H10ZM27 252V251H26ZM44 252V251H43ZM121 252V253H120ZM148 251H146V253H147ZM151 252V251H150ZM150 252H148V253H150ZM161 252V251H160ZM163 252V251H162ZM174 252V251H173ZM209 252V251H208ZM218 252V251H217ZM257 252H258V250H257ZM259 252H261V251H259ZM24 253V252H23ZM28 253V252H27ZM129 253V252H128ZM145 252L143 253L144 255H147ZM152 254H153V251L151 252ZM190 253V252H189ZM241 253V252H240ZM253 253V252H252ZM9 254V255H8ZM20 254V253H19ZM22 254V253H21ZM130 254H129V257H130ZM135 254H136V256H135ZM135 254H134V259H136V257L138 256V254H137V252H135ZM157 254V253H156ZM182 254V253H181ZM218 254V253H217ZM245 254V253H244ZM24 255V254H23ZM30 255V254H29ZM116 255V256H117ZM141 255V254H140ZM160 255H161V253H160ZM163 255V254H162ZM171 255H173V254H171ZM188 255V254H187ZM203 255V254H202ZM211 255V254H210ZM240 255V254H239ZM259 255V254H258ZM257 255V256H258ZM73 256V255H72ZM142 256V258L144 257L143 255H141ZM148 256V255H147ZM146 256V257H147ZM176 256V255H175ZM217 256V255H216ZM247 256V255H246ZM45 257V256H44ZM145 257V258H146ZM148 257H151L150 255L148 256ZM159 257V256H158ZM168 257H172V256H169L168 255ZM167 257V258H168ZM178 257V256H177ZM176 257V258H177ZM196 257V256H195ZM194 257V258H195ZM203 257V256H202ZM206 257V256H205ZM238 257V256H237ZM30 258V257H29ZM32 258V257H31ZM41 258V257H40ZM144 258V259H145ZM169 258V259H170ZM174 259V256H173V259L174 260H169L168 262H166L167 260H166V256L165 257H162L161 259L160 258H157L158 259V264H184L183 263V260H181L182 259V256H181V259L178 257V259ZM188 258V257H187ZM249 258V257H248ZM47 259V258H46ZM71 259V258H70ZM119 258L117 257V260H118ZM147 259V258H146ZM157 259L155 260V261H157ZM185 259V258H184ZM40 260V259H39ZM45 260V259H44ZM67 260V259H66ZM115 260H116V258H115ZM127 261H129L128 259H126ZM130 260H132V258L130 259ZM142 260V259H141ZM215 260V259H214ZM227 260V259H226ZM229 260V259H228ZM8 261V260H7ZM40 261H42V260H40ZM133 261V260H132ZM135 261H138V258H137V260H135ZM143 261V260H142ZM141 261V262H142ZM150 261V260H149ZM148 261V262H149ZM189 261V260H188ZM197 261V260H196ZM196 261H195V263H196ZM109 262V261H108ZM144 262V261H143ZM143 262H142V264H143ZM147 262V261H146ZM145 262V263H146ZM184 262H185V260H184ZM190 262V261H189ZM188 262V263H189ZM198 262V261H197ZM201 262H202V260H201ZM210 262H212L211 260H210ZM209 262V263H210ZM236 264H264V255H260V256H258V257H255V258H252V259H248L247 260V258H244L243 257V255L242 256H240V258L238 259V260H236ZM1 263V262H0ZM25 263V262H24ZM113 262H111V264H112ZM115 263V262H114ZM117 263H121V260L119 259L117 262H116V264ZM133 264V262H130L129 261V263L128 264ZM138 263V262H137ZM137 263H135V264H137ZM152 263H154V262H152ZM204 263L206 264V263H208L207 261H204ZM23 264V263H22ZM56 264V263H55ZM65 264H76V263H72V261L70 262V260H69V262H67V263H65ZM79 264V263H78ZM123 264V263H122ZM125 264H126V262H125ZM139 264H141V263H139ZM154 264H157V262L156 263H154ZM193 264V263H192ZM199 264H200V262H199ZM202 264H203V262H202ZM211 264V263H210ZM212 264H221L220 262H212Z\"/></svg>", "mask_w": 264, "mask_h": 264}]
</instances>
